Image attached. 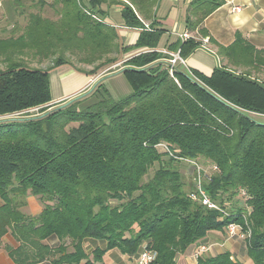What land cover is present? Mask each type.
Masks as SVG:
<instances>
[{
  "label": "trees",
  "instance_id": "16d2710c",
  "mask_svg": "<svg viewBox=\"0 0 264 264\" xmlns=\"http://www.w3.org/2000/svg\"><path fill=\"white\" fill-rule=\"evenodd\" d=\"M108 1L121 7L125 28L140 29L131 47L123 46L119 27L103 20V10L92 11ZM54 2L57 18L31 13L21 34L0 37V115L38 108L0 117V246L6 233L16 240L5 247L12 264H96L105 250L90 256L87 238L128 255L145 243L157 263L175 264L176 255L229 222H247V255L264 264V81L225 68L189 74L180 66L177 83L158 48L165 30L156 21L144 28L136 0ZM223 2L192 0L187 30L207 35L199 26ZM200 44L178 36L165 49L186 58ZM135 48L144 50L123 60ZM66 52L96 64L72 67L87 75L121 61L105 73L123 67L131 94L115 100L100 83L88 96L51 103L49 74L68 64ZM29 53L59 55L41 68L24 62ZM190 160L218 167L204 171L203 187L228 215L190 197L196 189ZM29 195L43 206L38 216L22 211ZM50 237L57 240L50 244ZM196 264L240 263L224 251L203 252Z\"/></svg>",
  "mask_w": 264,
  "mask_h": 264
},
{
  "label": "crops",
  "instance_id": "0c3cea01",
  "mask_svg": "<svg viewBox=\"0 0 264 264\" xmlns=\"http://www.w3.org/2000/svg\"><path fill=\"white\" fill-rule=\"evenodd\" d=\"M136 1L142 8L139 11V17L144 25L156 21L165 30L160 37L158 48H166L181 33L188 31L184 23V16L186 8L192 0ZM232 6H240L241 10L239 12L232 11ZM99 9L104 11L103 20L105 22L120 28L123 46L134 45L140 29L124 27L121 7L110 4L108 1L92 8V11L95 12ZM199 28H204L207 35L201 34L199 30L198 32L190 31L193 36L201 40V44L185 58V67L182 66V68L186 72L189 74L198 72L209 76L214 69L225 68L236 73L247 72L251 77L264 81V0H224L218 8L203 19ZM138 49L139 51L144 50V48ZM89 69L86 68L84 71ZM55 70L58 72L51 71L49 74L52 101L69 99L74 94L73 92L89 85L88 81H90L91 75H87L84 71H76L70 67L69 69L59 67ZM76 72L80 73L83 78L73 85L74 87L61 91V84H59L61 80L75 76ZM54 82L55 86H53ZM238 204H242L241 201ZM42 208L38 199L29 195L26 197L22 211L31 216H38ZM56 240V237H50L48 242L52 244ZM200 243L209 245L206 251L208 254L214 255L228 251L231 257L240 264H253L247 255L244 240L237 236L228 237L226 230L211 231L205 238L193 244L188 252L176 255L175 264H196L193 252ZM1 244L0 264H12L5 247L16 246V240L11 234L6 233L2 237ZM106 246L107 243L104 239H84L85 251L90 256L96 249L105 250L102 256L97 257L96 264H137L139 251L128 255L123 254L117 248L106 249ZM35 264L53 263L46 259Z\"/></svg>",
  "mask_w": 264,
  "mask_h": 264
},
{
  "label": "rangeland",
  "instance_id": "374dc122",
  "mask_svg": "<svg viewBox=\"0 0 264 264\" xmlns=\"http://www.w3.org/2000/svg\"><path fill=\"white\" fill-rule=\"evenodd\" d=\"M55 0H43L42 2L39 0H21L22 4L18 5L15 0H0V37H9L11 35L18 36L24 31V26L27 23V20L29 18V15L31 13H38L41 17L44 18H50L55 19L58 17V9H54L55 7L59 5H54L53 8L52 4L55 3ZM51 2H53L51 4ZM51 5H50V4ZM56 4V3H55ZM59 4V3H57ZM52 6V7H51ZM122 44H123V38H122ZM133 45V44H132ZM132 45H128V47H131ZM35 50V49H33ZM139 51L138 48L130 49V51L126 52L125 54H122L121 57L124 59V57L129 58L133 54H136ZM31 52V50L29 51ZM66 52L63 54L64 58L67 59L68 64L65 66H61L64 68H72L77 67L81 69L86 68H92L96 64L88 65L84 62H81L78 55H69ZM32 53H29V55L23 57L24 62L29 67H41V68H48L53 65V62H55L58 53H53L48 55L46 58L42 59L38 56H32L30 55ZM84 57V56H83ZM110 59V53L105 54L101 56L98 60V62H107ZM121 62H118L116 64L110 65L107 68L101 69L96 71V74L91 75L89 85H86L83 89L73 92L74 94L70 96L69 99L77 96H88L90 95L94 90H96L98 84H103L104 88L108 91L109 95L115 99L119 100L124 97H127L132 92V87L127 80L125 74L123 73V67H118V69L107 72L105 71L109 70L110 68L115 69L117 64H120ZM69 65V66H68ZM5 68L4 61L0 58V69ZM74 69V68H73ZM75 70V69H74ZM58 72V70H52ZM77 73V72H76ZM68 77V76H67ZM83 76L80 75V73H77L75 76H71L69 78H66L64 80H61L59 84H61V91L65 89H69L71 87H74L76 83L80 79H82ZM55 86V82L53 84ZM87 87V88H86ZM101 89V88H100ZM54 93V92H53ZM72 93V92H70ZM63 99L57 100V101H51V103L55 104L58 103V101H61ZM38 108H32L22 112H15V113H6L2 116H19V115H26L28 113L37 112ZM264 120V117L263 119ZM239 239L244 240L243 236L238 237Z\"/></svg>",
  "mask_w": 264,
  "mask_h": 264
},
{
  "label": "built area",
  "instance_id": "2783aa9c",
  "mask_svg": "<svg viewBox=\"0 0 264 264\" xmlns=\"http://www.w3.org/2000/svg\"><path fill=\"white\" fill-rule=\"evenodd\" d=\"M232 11L239 12L241 10L240 6H232ZM144 28L149 29L148 25H144ZM181 39H186L190 36H193L190 32L184 31L180 35ZM159 51L163 54H166L168 57L166 59L167 66H168V72L169 74L174 78L175 82L178 83L177 79L174 77V72L180 67H185V58H183L180 53L179 49H176L175 51H171L165 48L159 49ZM192 164L195 165V191L190 194V197L193 200H196L199 202L202 206L206 207L207 209L211 210H218L222 212L225 215H228L224 208H222L216 201L211 199V197L208 195L206 189L203 187V178H204V171L210 170L215 171L218 169V167L215 164H209V166H203L200 164L195 163L194 161L190 160ZM240 196L247 197L245 191L243 189H240L239 191ZM228 237H242L246 238L250 235V229L247 225V222H245V226H242L236 222H229L226 225L225 228ZM209 248V245H206L204 243H200L195 251L193 252V257L197 259V257L202 254L203 252H206ZM137 264H159L156 262V252L153 250H150L147 248L145 243H142L139 252L137 255Z\"/></svg>",
  "mask_w": 264,
  "mask_h": 264
}]
</instances>
